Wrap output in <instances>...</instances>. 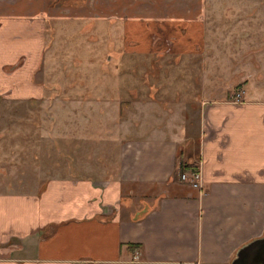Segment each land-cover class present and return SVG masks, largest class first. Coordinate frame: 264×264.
<instances>
[{
  "label": "crops",
  "instance_id": "obj_1",
  "mask_svg": "<svg viewBox=\"0 0 264 264\" xmlns=\"http://www.w3.org/2000/svg\"><path fill=\"white\" fill-rule=\"evenodd\" d=\"M90 1L0 0V97H42L34 77L45 22L54 7L58 17H77ZM93 1L107 10L109 28L122 24L126 53L196 55L203 48L204 0ZM109 83L114 98L101 100L116 101L120 82ZM241 88L237 102L201 98L194 158L183 157L180 140L163 137L173 125H148L140 137L133 127L115 175L0 194V264H229L264 233V97ZM130 102L151 111L152 101ZM179 160L197 163L199 187L180 179Z\"/></svg>",
  "mask_w": 264,
  "mask_h": 264
},
{
  "label": "rangeland",
  "instance_id": "obj_2",
  "mask_svg": "<svg viewBox=\"0 0 264 264\" xmlns=\"http://www.w3.org/2000/svg\"><path fill=\"white\" fill-rule=\"evenodd\" d=\"M95 4L68 18L54 7L46 20L34 77L42 97H0V194L38 193L52 179L115 175L125 130L133 127L140 137L148 125H173L163 137L180 140L183 157L194 158L201 98H233L243 85L264 97V0H204L205 39L196 55L124 52L122 24L109 28L107 10ZM115 80L123 91L103 101L113 97ZM132 100L152 101L151 111Z\"/></svg>",
  "mask_w": 264,
  "mask_h": 264
},
{
  "label": "water",
  "instance_id": "obj_3",
  "mask_svg": "<svg viewBox=\"0 0 264 264\" xmlns=\"http://www.w3.org/2000/svg\"><path fill=\"white\" fill-rule=\"evenodd\" d=\"M229 264H264V233L241 245Z\"/></svg>",
  "mask_w": 264,
  "mask_h": 264
},
{
  "label": "built area",
  "instance_id": "obj_4",
  "mask_svg": "<svg viewBox=\"0 0 264 264\" xmlns=\"http://www.w3.org/2000/svg\"><path fill=\"white\" fill-rule=\"evenodd\" d=\"M239 94L234 95V99L238 100ZM180 179L182 181H188L189 184H191L194 187H199L200 186V172L199 170H194L190 173L187 172H182L180 173Z\"/></svg>",
  "mask_w": 264,
  "mask_h": 264
},
{
  "label": "trees",
  "instance_id": "obj_5",
  "mask_svg": "<svg viewBox=\"0 0 264 264\" xmlns=\"http://www.w3.org/2000/svg\"><path fill=\"white\" fill-rule=\"evenodd\" d=\"M197 167L198 165L195 161L184 162V161L179 160L177 171L179 173H182L185 171H194V170H197Z\"/></svg>",
  "mask_w": 264,
  "mask_h": 264
},
{
  "label": "flooded vegetation",
  "instance_id": "obj_6",
  "mask_svg": "<svg viewBox=\"0 0 264 264\" xmlns=\"http://www.w3.org/2000/svg\"><path fill=\"white\" fill-rule=\"evenodd\" d=\"M106 19H107L106 21L108 22V18H106ZM108 24H109V23H108ZM154 39H155V38H154ZM168 51H169V49H167V50H166V52H168ZM17 64H18V62H17V63H15V64H13V67L15 68ZM237 93L239 94V98H238V100L234 99V96H233V100H234L235 102H237V101H240V100H241V96H242V95H241V94H242V90H241V91H238V92H236V94H237ZM31 100H32V99H31Z\"/></svg>",
  "mask_w": 264,
  "mask_h": 264
}]
</instances>
